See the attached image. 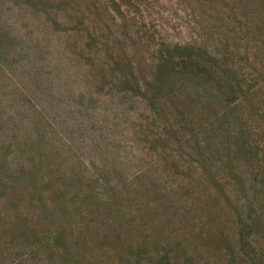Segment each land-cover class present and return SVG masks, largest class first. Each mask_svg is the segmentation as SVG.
<instances>
[{
    "label": "rangeland",
    "instance_id": "obj_1",
    "mask_svg": "<svg viewBox=\"0 0 264 264\" xmlns=\"http://www.w3.org/2000/svg\"><path fill=\"white\" fill-rule=\"evenodd\" d=\"M131 2L0 0V264H264V0Z\"/></svg>",
    "mask_w": 264,
    "mask_h": 264
},
{
    "label": "trees",
    "instance_id": "obj_2",
    "mask_svg": "<svg viewBox=\"0 0 264 264\" xmlns=\"http://www.w3.org/2000/svg\"><path fill=\"white\" fill-rule=\"evenodd\" d=\"M114 0H111V2ZM126 2V3H125ZM131 0H121V3L127 8L132 7ZM125 3V4H124ZM165 48L158 52L159 61H161L160 70L170 71L175 76L184 77V79L191 78L192 82L197 84L200 80L205 79L210 82V86L214 87L216 94L220 98H226L229 94L228 87L230 86L229 80H225L226 76L220 74L218 67L215 63L216 60L208 55L200 56V49L195 47L174 45L170 46L166 43L160 44V47ZM209 61H207V60ZM214 59L215 61H211ZM167 66L168 69H167ZM227 75V73H225ZM200 79V80H198ZM229 102V99H228Z\"/></svg>",
    "mask_w": 264,
    "mask_h": 264
}]
</instances>
